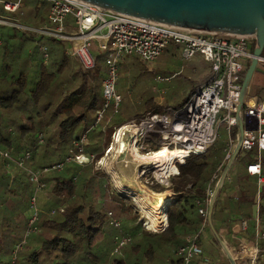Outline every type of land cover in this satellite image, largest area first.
Segmentation results:
<instances>
[{
    "label": "trees",
    "instance_id": "trees-1",
    "mask_svg": "<svg viewBox=\"0 0 264 264\" xmlns=\"http://www.w3.org/2000/svg\"><path fill=\"white\" fill-rule=\"evenodd\" d=\"M21 8L24 9V5ZM20 21L25 26L38 28L47 19L36 14ZM0 35V149L9 152L16 161L25 151L31 153L23 168L14 165L10 172L0 162V264H182L179 251L187 236H195L204 251L201 232L209 223L203 224L199 209L205 207V191L210 179L227 163L224 148L214 146L205 153L190 154L185 161L180 159L184 162L178 165V174L168 185L149 186L157 194L170 190L173 200L168 205L167 220L165 215L160 226L166 223V227L156 232L146 230L142 222L137 223L139 217L133 209L127 206L130 201L125 194L108 192L110 186L103 172L94 170L92 165L65 163V158L74 150L73 142L87 135L95 121L94 114L102 108L101 82L105 66L97 61L95 68L84 69L75 57L66 54V42L34 32L6 26ZM63 44L66 46L62 47ZM40 45L48 48L47 61ZM170 45L169 52H180L179 46ZM135 58L138 63L145 62ZM121 61L120 67L138 65ZM198 86L193 87L188 96ZM145 108L128 120L149 112H161L164 104L156 103L151 97ZM117 114H120L119 109L115 114L108 111L104 116L100 132L94 137L97 147L90 143L87 135L86 153H95L97 158L101 155L113 129L123 123L114 122ZM110 115L111 121L106 124ZM236 134L237 130L234 136ZM243 154L246 153H237L229 170L233 171L229 186L237 196L224 194L227 184L224 180L213 202L211 224L215 236L224 242L215 223L219 221L221 229L229 233L228 218L230 214H238L250 228L253 226L252 232L244 233L245 239L257 247L256 261L263 263L264 183L259 185L257 177L246 170L247 164L257 160V151H252L250 157ZM59 163H64L62 169L53 168ZM29 171L40 173L42 189L37 195V221L25 237L31 228L28 212L34 190ZM261 177L264 179V151ZM101 192L121 212L119 229L110 225L104 204L98 203L100 207H97V200L103 197ZM254 210L256 216H253ZM254 227L259 235H255ZM118 232L131 236V242L112 254L113 237ZM23 239L21 250L13 258L15 245ZM235 261L236 264L246 263L245 260Z\"/></svg>",
    "mask_w": 264,
    "mask_h": 264
},
{
    "label": "built area",
    "instance_id": "built-area-1",
    "mask_svg": "<svg viewBox=\"0 0 264 264\" xmlns=\"http://www.w3.org/2000/svg\"><path fill=\"white\" fill-rule=\"evenodd\" d=\"M49 5L47 22L38 28L23 25L14 17L0 14V25L14 27L26 32L52 38L67 43L66 54L76 57L84 69H93L97 63V56L106 53L104 65L105 76L102 79L103 105L94 114V125L98 126L108 111L117 113L122 101L121 95L116 90L119 79L118 64L127 55L137 56L145 62H152L158 58L170 44L180 47L182 58L193 59L201 56L211 66V78L202 83L193 91L186 101L178 107H169L163 112H149L140 117L132 118L115 127L110 135V141L103 145L101 155L97 158L95 153H86L84 145L87 135L73 142L74 150L65 158V162L74 161L81 166L92 165L95 170H102L107 174V169L121 160L134 159V147L141 158L148 157L166 147L169 150H178L190 154H202L211 149L216 143L220 123L226 125L228 140L224 146V161H228L236 141L231 134L233 129L239 134V119L243 126L240 150L257 151V160L247 164V173L256 176L258 183L261 177V153L264 151V95L258 97L248 92L240 99V89L243 73L246 71L251 59L254 57L250 42L254 41V34L222 33L216 31H203L165 24L114 11L108 8L88 3L82 0H42ZM0 6L8 13H16L22 6V0H0ZM39 6V5H38ZM2 36L0 35V44ZM44 61L50 57L47 46L40 45ZM264 63V57L258 58V65ZM158 80L162 78L157 77ZM112 115L106 124L111 121ZM106 124L103 125L104 131ZM154 149H156L154 151ZM31 156L30 151H25L19 161L11 158L9 152L0 149V162L10 172L14 165L23 168L24 161ZM136 160V159H135ZM183 161V162H184ZM14 162L15 164H11ZM176 171L168 176L161 166L148 173L147 167H142L145 178L143 181L149 187L152 184L168 185ZM64 163L54 165L53 168L62 169ZM141 162L140 166H144ZM100 168V169H98ZM220 169L215 173L206 188L204 199L205 207L199 209L203 217V224H208V209L214 187L221 175ZM148 173V174H147ZM33 183V195L30 199V215L25 237L37 221V195L42 189L39 182L40 173L29 171ZM151 175L152 177H148ZM116 190L125 193L117 184ZM110 225L119 229L120 220L107 211ZM167 218V216H166ZM149 231L146 220L140 219ZM258 225V219L256 218ZM166 227V225H165ZM164 227V228H165ZM163 228V229H164ZM239 228L245 230L247 221L241 220ZM162 229V230H163ZM154 232V230H151ZM156 232V231H155ZM21 243L15 245L14 256L21 250ZM131 242V236L118 232L113 237V253L119 252ZM252 254L245 253L249 247L243 246L245 253L251 260L250 264H264L256 261L258 249L252 247ZM179 254L182 264H190L203 254L195 236H187L185 244L180 248ZM14 264V263H13ZM110 264V263H106Z\"/></svg>",
    "mask_w": 264,
    "mask_h": 264
},
{
    "label": "rangeland",
    "instance_id": "rangeland-1",
    "mask_svg": "<svg viewBox=\"0 0 264 264\" xmlns=\"http://www.w3.org/2000/svg\"><path fill=\"white\" fill-rule=\"evenodd\" d=\"M23 5L24 9L21 8L16 13H8L4 11L0 6V14L4 16L14 17L19 21L22 19H28L36 14L43 19H47L49 5L46 2H43L42 0H22V6ZM4 27L3 25H0V31H2ZM64 45L66 46V44H63L62 47ZM253 45L254 41L250 42L249 46L251 49H253ZM170 46L172 45H169L166 48V52L161 54L152 62L138 63L135 61L136 58L134 55H127L124 57V59H122L121 62L132 61L137 63L138 65L131 66L130 68H125L120 67V63V65L118 66L119 79L117 81L116 90L121 95L122 101L119 107L120 114H117L113 117L114 122L118 121L119 123H121L124 121H128L129 118L145 111V103L151 97L154 98V101L156 103L164 104L163 111H166V109L169 107H178L186 101V99L188 98V92L192 90L193 87L198 86L211 78L212 72L211 68H209L210 64L208 62H205L204 59L198 58V56H195L193 59L186 60L182 58L180 52H169ZM105 57L106 53H100L97 56L98 63L105 66ZM76 60L78 61L77 58ZM257 69H260L261 71H257L256 73H254L255 75L254 77H252L248 93L250 95L261 96L264 85V63L259 64L257 66ZM157 77L162 78V80H158ZM220 116L217 120V125L219 124V136L214 145L216 148H224L229 138L228 132L226 130V125L224 123H220ZM102 124L103 122L101 121L99 127H96L93 123L87 133L90 143L95 145L96 147L97 140L94 137L99 134ZM235 131L236 129L234 128L231 136L235 141H237V134L236 136H234ZM252 151H243V153H246L243 155H245L246 157H250ZM140 165V160L135 161V159L130 158L129 160H121L118 163L114 164L112 169H107V174L104 173L105 171L103 172L100 168H98L100 169L98 170L99 172H103L106 175L108 185L110 186L108 192L117 191L115 187V184H117L116 179H118L121 184L124 185L126 192L123 194H125V198L130 201L127 206L131 207L134 213L139 217L137 219V223L141 222L140 219L143 217V215L140 211L138 203L135 201L134 195L138 194L146 203L149 204L157 203L158 199L155 195H160L151 191V189L146 186L145 182L143 181V179L146 177V173H144V171L140 172ZM101 195H103V197H100L99 200H97V207H100V204L103 203L106 212H112L113 217L119 221L121 212L120 210H118V207H113V205L110 204V201L105 198V193L101 192ZM162 197H165V195H162ZM169 203L170 202H168V204ZM28 214L30 215L29 212ZM165 225L166 223L163 227L156 231L163 229ZM242 248L243 246H240L238 250L235 251L237 253V261L245 260V264H250L251 260L245 253L252 254L254 252V249L250 248L245 251V253H242ZM193 262L194 261H192L190 264H192Z\"/></svg>",
    "mask_w": 264,
    "mask_h": 264
},
{
    "label": "water",
    "instance_id": "water-1",
    "mask_svg": "<svg viewBox=\"0 0 264 264\" xmlns=\"http://www.w3.org/2000/svg\"><path fill=\"white\" fill-rule=\"evenodd\" d=\"M103 8L141 17L165 24L175 25L203 31H216L222 33L254 34V57L251 59L243 76L240 99L249 90L252 77L258 66V58L264 49V0H82ZM239 134L233 151L222 170L214 187L208 209V222L215 235L211 224V214L214 199L221 188L227 173L240 151V142L243 126L239 119ZM147 167L148 173L154 171L153 166ZM168 205L165 207L167 215ZM162 230V229H161ZM159 230V231H161ZM155 232V231H154ZM225 251L230 264H236L235 257L226 244L217 237Z\"/></svg>",
    "mask_w": 264,
    "mask_h": 264
},
{
    "label": "crops",
    "instance_id": "crops-1",
    "mask_svg": "<svg viewBox=\"0 0 264 264\" xmlns=\"http://www.w3.org/2000/svg\"><path fill=\"white\" fill-rule=\"evenodd\" d=\"M198 58L203 59L201 56H198ZM261 64H263V63H261ZM257 71H261V70L256 69L255 73ZM254 75H253V77H254ZM262 91L264 92V85H263ZM263 92H262V94H263ZM262 94H261V96H258V97H262L264 95V94L263 95ZM232 179H233V171H228L227 177L225 179L227 184H226V188L224 190V194L226 196H237L233 187L229 186V184L232 183ZM262 183H264V179L262 180V182L260 184H262ZM161 194L165 195V197L168 195H169V197L172 196V192L170 190H166L163 193H160V195ZM155 196H159V195H155ZM253 216H256L255 210H254ZM228 220H229V224H230V232L229 233H226V230L221 229L222 226L220 225L219 221H217L215 223V226L220 229L221 238L224 239V242L226 243L227 248L231 251V253L233 254V256L236 259L237 253L235 251H237L240 246L247 245V247H249V248H252L255 246L253 244V242L245 239V235H244V233L246 231L251 230V232H252L253 226H252V228H250L251 226L247 225L248 226L247 229H245V230L240 229L239 228V222L241 220H244V219L240 218L238 214H230ZM254 231H255V235H259V232L255 227H254ZM201 237H202V240L205 244L206 249L204 248L203 254L201 256L197 257L192 264H230L225 251L223 250L221 244L217 240V237L211 231L210 226H208L207 228L202 230ZM225 238H226V240H225ZM216 242H218L219 246L216 244Z\"/></svg>",
    "mask_w": 264,
    "mask_h": 264
},
{
    "label": "bare ground",
    "instance_id": "bare-ground-1",
    "mask_svg": "<svg viewBox=\"0 0 264 264\" xmlns=\"http://www.w3.org/2000/svg\"><path fill=\"white\" fill-rule=\"evenodd\" d=\"M186 154L185 152L178 151V150H169L166 147H161L159 150L155 151L154 154L141 158V156L137 153L136 149L132 148V156L136 160H140V162H143L145 165L153 166L154 168L161 166L164 172H166V175L168 176L171 172H174V166L175 162L177 160H180L182 158H185L186 156H182ZM182 156V157H177ZM177 157V158H175ZM175 158V159H174ZM135 160V161H136ZM174 160V162H172ZM176 169V167H175ZM117 180L118 186L125 190L124 185L121 184V182ZM132 187V186H131ZM128 190V189H127ZM135 201L138 203L140 207V211L143 215V218L146 220L147 226L150 228V230L156 231L160 228L161 224L164 221V215H165V207L168 204V202H171L173 199L171 197L166 196L162 197L161 195L157 196V203L149 204L146 203L141 196L138 194L134 195ZM145 196V195H144ZM148 198V196H147ZM146 200V199H145ZM167 220V218H166ZM251 252V250H250Z\"/></svg>",
    "mask_w": 264,
    "mask_h": 264
}]
</instances>
